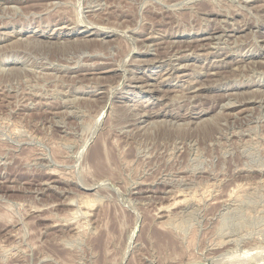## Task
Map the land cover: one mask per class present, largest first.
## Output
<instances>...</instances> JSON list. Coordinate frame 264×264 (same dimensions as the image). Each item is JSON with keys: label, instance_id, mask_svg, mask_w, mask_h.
<instances>
[{"label": "rangeland", "instance_id": "1", "mask_svg": "<svg viewBox=\"0 0 264 264\" xmlns=\"http://www.w3.org/2000/svg\"><path fill=\"white\" fill-rule=\"evenodd\" d=\"M0 32V264H264V0H0Z\"/></svg>", "mask_w": 264, "mask_h": 264}, {"label": "bare ground", "instance_id": "2", "mask_svg": "<svg viewBox=\"0 0 264 264\" xmlns=\"http://www.w3.org/2000/svg\"><path fill=\"white\" fill-rule=\"evenodd\" d=\"M19 2V1H18ZM53 2V1H52ZM60 2V1H59ZM89 2V1H88ZM57 3V2H56ZM53 6V5H52ZM40 7V6H39ZM50 7V6H49ZM251 7V6H250ZM54 9V8H53ZM78 22H79V20H78ZM77 22V23H78ZM231 22V21H230ZM94 24V23H93ZM100 24V23H99ZM62 25V24H61ZM87 25V24H86ZM89 25V24H88ZM87 25V26H88ZM87 26H86V28H87ZM91 26V25H90ZM97 26V25H96ZM104 26V25H103ZM62 27V26H61ZM63 28V27H62ZM95 28V27H94ZM100 28V27H99ZM4 30V29H3ZM229 30V29H228ZM25 31V30H24ZM60 31V30H59ZM87 31V30H86ZM1 32H2V30H1ZM0 32V33H1ZM7 33V32H6ZM9 33V32H8ZM64 33V32H63ZM10 34V33H9ZM30 34V33H29ZM211 34V33H210ZM8 35V34H7ZM28 35V34H27ZM48 35V34H47ZM46 35V36H47ZM60 35V34H59ZM50 36V35H49ZM240 36V35H239ZM3 37V36H2ZM213 37H214V35H213ZM217 37V36H216ZM21 38V37H20ZM31 38V37H30ZM22 39V38H21ZM60 39V38H59ZM77 39V38H76ZM209 39V38H208ZM217 39V38H216ZM233 39H235V38H233ZM196 40H198V39H196ZM195 40V41H196ZM211 40V39H210ZM6 41V40H5ZM15 41V40H14ZM24 41V40H23ZM41 41V40H40ZM54 41V40H53ZM209 41V40H208ZM262 41V40H261ZM36 42V41H35ZM201 42V41H200ZM217 42V41H216ZM33 43H34V41H33ZM196 43H197V41H196ZM26 44V43H25ZM44 44V43H43ZM195 44V43H194ZM34 45V44H33ZM32 45V46H33ZM37 45V44H36ZM57 45V44H56ZM228 45V44H227ZM29 46V45H28ZM54 46H55V44H54ZM148 46H149V44H148ZM200 46H201V44H200ZM61 47V46H60ZM47 48H49V47H47ZM148 48V47H147ZM192 48V47H191ZM202 48V47H201ZM217 48V47H216ZM183 49V48H182ZM200 49V48H199ZM204 49V48H203ZM219 49V48H218ZM1 50V49H0ZM201 50V49H200ZM207 51V50H206ZM18 52V51H17ZM199 54V53H198ZM214 57V56H213ZM180 59V58H179ZM226 60V59H225ZM141 62V61H140ZM145 62V61H144ZM143 62V63H144ZM152 62V61H151ZM226 62V61H225ZM256 62H258V61H256ZM221 63V62H220ZM168 64V63H167ZM182 64V63H181ZM186 64V63H185ZM222 64V63H221ZM98 65V64H97ZM106 65V64H105ZM170 65V64H169ZM227 65V64H226ZM248 65V64H247ZM181 66H183V65H181ZM185 66V65H184ZM244 66V65H243ZM76 68V67H75ZM74 68V69H75ZM210 68V67H209ZM214 68V67H213ZM237 68V67H236ZM243 68V67H242ZM84 69V68H83ZM110 69V68H109ZM211 69V68H210ZM112 70V69H111ZM215 70V69H214ZM109 71V70H108ZM172 71V70H171ZM202 71V70H201ZM216 71V70H215ZM200 72V71H199ZM233 72V71H232ZM169 73V72H168ZM212 73H214L213 72V70H212ZM216 74V73H215ZM136 79H138V77L136 78ZM195 79V78H194ZM215 79H217V78H215ZM134 80H135V78H134ZM139 80H141V79H139ZM212 81V80H211ZM97 83V82H96ZM147 83V82H146ZM145 83V84H146ZM151 83V82H150ZM148 85V84H147ZM201 85H204V84H201ZM136 86V85H135ZM157 86V85H156ZM183 86V85H182ZM151 90V89H150ZM157 90V89H156ZM198 90V89H197ZM262 90V89H261ZM234 91V90H233ZM248 91V90H247ZM253 91V90H252ZM263 91V90H262ZM150 92V91H149ZM194 92V91H193ZM198 92V91H197ZM249 92V91H248ZM235 94H236V92H234ZM254 93H255V91H254ZM244 94V93H243ZM251 94V93H250ZM264 94V93H263ZM196 95V94H195ZM167 96V95H166ZM229 96V95H228ZM248 96V95H247ZM99 97V96H98ZM192 97V96H191ZM226 97V96H225ZM230 97V96H229ZM256 97V96H255ZM259 98V97H258ZM261 98V97H260ZM245 99V98H244ZM217 101V100H216ZM199 102V101H198ZM226 102V101H225ZM232 102V101H231ZM166 103V102H165ZM197 103V102H196ZM216 103V102H215ZM227 103V105H228V102H226ZM234 104V103H233ZM263 104V103H262ZM222 105V104H221ZM28 108V107H27ZM214 108V107H213ZM220 108V107H219ZM222 110V109H221ZM165 112V111H164ZM233 115H235V114H233ZM162 116V115H161ZM173 116V115H172ZM196 117V116H195ZM200 118V117H199ZM174 120V119H173ZM192 120V119H191ZM198 120V119H197ZM157 122V121H156ZM160 122V121H159ZM164 122V121H163ZM189 122V121H188ZM188 122H186V123H188ZM190 123V122H189ZM197 123V122H196ZM200 123V122H199ZM53 181V180H52ZM47 182V181H46ZM42 185V184H41ZM89 187V186H88ZM45 188V187H44ZM46 189V188H45ZM43 192V191H42ZM175 202V201H174ZM173 202V203H174ZM176 203V202H175ZM72 205V204H71ZM68 213V212H67ZM52 226V225H51ZM78 230V229H77ZM239 257V256H238ZM243 257V256H242ZM246 257H248V256H246ZM228 258V257H227ZM249 258V257H248ZM232 259V258H231ZM247 259V258H246ZM241 260V259H240ZM237 261V260H236ZM251 261V260H250ZM261 261V260H260ZM264 261V260H263ZM216 262V261H215ZM220 262H221V260H220ZM228 262H230V261H228ZM228 262H226V263H221V264H229ZM244 262V261H243ZM230 263H233V262H230ZM239 263V262H238ZM249 263V262H248ZM263 263V262H262ZM234 264V263H233Z\"/></svg>", "mask_w": 264, "mask_h": 264}]
</instances>
